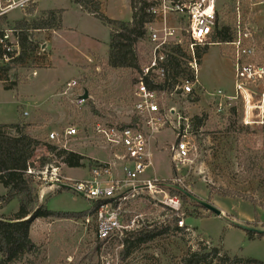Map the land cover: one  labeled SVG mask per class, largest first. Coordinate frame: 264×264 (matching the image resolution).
<instances>
[{"label": "rangeland", "instance_id": "374dc122", "mask_svg": "<svg viewBox=\"0 0 264 264\" xmlns=\"http://www.w3.org/2000/svg\"><path fill=\"white\" fill-rule=\"evenodd\" d=\"M41 1L37 0L25 11L11 12L2 24L8 28L15 27L22 20L30 24L48 11L61 10H47L48 4L68 3V0H45L47 3L42 5ZM30 8L34 9L31 14L28 12ZM116 10L117 14H110L122 19L130 16L128 6L119 4ZM68 15L72 17L74 14ZM258 17L259 21L253 23L264 27V13ZM218 27L227 28L231 38L235 34V23L225 7L221 9ZM79 28L84 33H92L99 43L97 52L77 66L79 68L73 74L69 70L65 72L61 61H56V67L49 62L47 54L55 49L43 50V41L35 32L31 39L35 50L27 53L21 65L7 71L0 65V124L19 125L22 133L38 142L33 160L44 158L47 162L45 158L48 159V165L59 169L57 174L72 180L86 179L87 171L96 161L112 158V152L101 147L100 138L93 131L97 124L106 127L131 123L132 82L139 72L120 71L108 66L110 28L87 16H83ZM140 42L137 51L141 67L145 63L146 44L144 40ZM207 49L199 60L197 96L161 99L164 108L173 109L175 117L181 118L180 125L187 129L195 148L191 163H186L177 175L180 181L174 183L168 155V148L175 141L172 130L177 123H174L152 136L149 142L150 166L145 177L164 180L205 203H208L210 194L208 204L221 211L223 217L211 215L206 209L192 204L169 209L161 203L163 194L155 198L141 196L132 205L131 214L127 215V220L138 217V227L121 240L113 238L109 242H100L95 238L94 202L67 189L48 188L42 179L31 177L38 204L52 216L32 223L30 237L35 249L14 264H29L28 261L32 264H184L191 253L200 250L208 257L193 264H221V260L223 264V260L235 258L264 263V236L248 237V231L264 232V103L255 96L249 99L251 105L260 107V113L255 110L251 115L250 125L243 122L246 106L241 97L230 101L226 109L215 107L207 94L219 90L233 95L234 61L230 47L220 44L210 45ZM56 77H66V80L56 83ZM73 81L90 95L80 106L72 105L71 99L63 95L66 84ZM15 82H19V86H14ZM259 88L252 87L255 94ZM204 116L206 119L200 125L192 122L195 117ZM261 119L263 126L254 124ZM70 126L78 128V136L64 144L48 142L51 131L60 133ZM4 130L11 136L17 135L13 128ZM62 145L67 153L87 156L83 157L82 167L68 168L56 157ZM53 146L56 147L55 155L48 151V147ZM5 191L0 185V196L5 195ZM17 209L18 201L12 200L1 209L0 215L11 217ZM180 222H183L182 226ZM141 231L158 234L150 242L137 243L132 235ZM128 235H131L133 245L124 257L123 239ZM214 249L218 252L215 258L209 254ZM1 258L0 255V262Z\"/></svg>", "mask_w": 264, "mask_h": 264}, {"label": "built area", "instance_id": "2783aa9c", "mask_svg": "<svg viewBox=\"0 0 264 264\" xmlns=\"http://www.w3.org/2000/svg\"><path fill=\"white\" fill-rule=\"evenodd\" d=\"M144 1L151 22L146 27L143 39L146 44L145 63L139 69L131 92L132 118L136 122L127 126L102 127L97 124L93 131L100 138L101 147L112 152V158L96 161L89 168L88 177L83 180L62 177L57 174L58 168H52L48 161L42 166L40 159H32L26 171V175L42 179L49 185L48 188L67 189L94 202L95 238L100 242H109L113 238L121 240L134 227H138V217L133 216L127 220V215L131 214L132 205L141 196L155 198L163 194L161 203L165 207L176 209L180 206L181 200L169 195V189L177 186L157 178H147L145 173L150 166L149 142L152 136L172 127L174 123H177V127L172 130L175 141L168 148L174 183L180 181L177 175L186 163H191L195 148L187 135V129L180 125L181 118L175 117L173 109L164 108L161 99L167 96H197L195 87H198L199 48L225 45L230 47L234 61L233 95L219 90L207 94L215 107L226 109L230 101L241 97L246 106L243 122L250 125L251 115L255 110L260 113V107L251 105L249 99L255 96L264 103V27L255 23L259 21L258 14L261 16L264 13V0ZM36 2L0 0V65L3 67L12 66L19 55L14 27L4 26V19L11 12L25 11ZM223 7L229 11L236 31L229 41L217 42L216 37L222 31L218 27V19ZM173 58L181 63L183 74L169 88V74L172 73L170 62ZM255 86L260 87L258 94L252 89ZM83 93L84 88L73 81L66 84L63 95L71 99L72 105L80 106L86 102L79 98ZM254 124L263 126V121L261 119ZM78 133L75 126L60 133L51 131L48 142L64 144L68 139L78 136ZM52 148L56 151V147ZM61 148L62 151H68L65 145Z\"/></svg>", "mask_w": 264, "mask_h": 264}, {"label": "trees", "instance_id": "16d2710c", "mask_svg": "<svg viewBox=\"0 0 264 264\" xmlns=\"http://www.w3.org/2000/svg\"><path fill=\"white\" fill-rule=\"evenodd\" d=\"M70 2L111 29L108 45V66L115 70H132L137 72L140 69V55L137 48L141 44L140 41L145 38L146 27L151 22V17L146 12V2L144 0H130V9L132 13L130 22L107 18L100 10V0H70ZM33 11L34 9L30 8L28 12L31 14ZM62 13L61 10L48 11L40 19L30 24H27L24 20L17 23L14 30L19 45V55L12 66H5L2 69L7 71L14 66L21 65L25 61L27 53L35 50V46L31 40L33 32H52L61 30ZM216 38L217 42L229 41L230 35L228 29H222ZM207 50V47H205L198 51V60L202 58ZM170 67L172 73L169 74V88H171L176 82V79L183 74L181 63L177 58L171 60ZM19 84V82H15L13 85L17 87ZM203 119H206V116L195 117L192 122H198V125H200ZM135 122V118H132L131 124ZM5 128L15 129L17 135H9L4 130ZM22 132L23 130L20 129L17 124H0V185L6 189V194L0 196V210L10 201H18L16 213L9 218L0 216V255L2 257L0 263L3 264L19 263L24 256L32 254L35 249V245L30 237L32 223L36 219L49 218L52 216L51 212L43 209L42 206L38 204V198L32 185L31 176L26 175V171L30 167V162L34 158L38 142L31 136ZM48 151L55 155L54 148L48 147ZM56 157L60 158L68 168H79L83 166L81 161L84 159L77 154L60 150L56 153ZM43 159L44 158L40 160L42 166L47 163ZM45 160L47 159L45 158ZM177 188L178 187L170 188L169 195L178 197L181 200L182 206L192 204L205 209L197 201L191 199L185 190L182 189L184 192H181ZM210 200L211 195L209 194L207 202L209 203ZM209 214L212 215L210 212ZM73 215L78 216V214ZM157 234V232L152 231H141L132 236H134L135 242L145 244L152 241ZM255 236H264V232L256 233L248 231L249 239ZM123 240L125 244L123 256L125 257L129 253V249L133 245V242H131V235L126 236ZM209 254L215 258L218 252L214 249ZM207 257L208 254H203L201 250L196 251L191 253L189 257L184 260V264H193L201 259L205 260ZM224 262L226 264H264L257 260H242L237 258L233 260L226 259L225 261L223 260V264ZM28 263L32 264L31 261H28Z\"/></svg>", "mask_w": 264, "mask_h": 264}, {"label": "crops", "instance_id": "0c3cea01", "mask_svg": "<svg viewBox=\"0 0 264 264\" xmlns=\"http://www.w3.org/2000/svg\"><path fill=\"white\" fill-rule=\"evenodd\" d=\"M64 2L65 1H61L59 5L56 6L53 5L49 6L48 4L46 8L47 10H51V9L56 10L60 8L63 11L61 18L62 29L59 31H52V32L35 31V33L36 36H38V38L40 37L39 39L43 41L41 45V48L43 50L48 52V50L52 48L55 49L47 54L49 62L53 63L54 66L56 67V61H61L60 63L62 65V68L65 70V72H67L66 70H69L73 74L74 72H77V69L79 68L77 66L79 65L81 66L84 62H86V59L87 60L90 59L92 53L97 52L98 48H96V46L98 45L99 41L98 38L94 36L92 33H84L79 28V25L83 20V16H87V17H93V16L87 14L86 12H83L78 6L73 5L70 2V0H68L69 4ZM41 3L42 5H44L47 2H45V0H42ZM119 4H123L125 7L128 6L130 16L127 19L118 18L117 16H113L112 14H110V12L117 14L116 9ZM100 8H101V12L111 20H118L125 22L131 21L132 13L130 9V0H101ZM37 10L40 12L38 5H37ZM71 12L74 15H72V17H69L68 14ZM37 75L38 73H36V76ZM65 80L66 77L63 79L59 77L55 78L56 83L63 82ZM79 156L87 158V156H84L82 154H79ZM83 162L84 160L82 161V163ZM87 175H89V170L87 171ZM41 202L42 201L40 200V204ZM4 218H9V217H4Z\"/></svg>", "mask_w": 264, "mask_h": 264}, {"label": "water", "instance_id": "95a60500", "mask_svg": "<svg viewBox=\"0 0 264 264\" xmlns=\"http://www.w3.org/2000/svg\"><path fill=\"white\" fill-rule=\"evenodd\" d=\"M81 100L86 101L88 99V92L86 89H84V93L82 96L79 97ZM179 191L184 192L182 189L177 188ZM187 193V192H186ZM191 199L197 201L202 207H204L208 212L212 213L213 215L217 216V217H223V213L219 210H217L216 208H214L213 206L209 205L208 203L202 202L198 199H196L194 196H192L191 194L187 193Z\"/></svg>", "mask_w": 264, "mask_h": 264}]
</instances>
